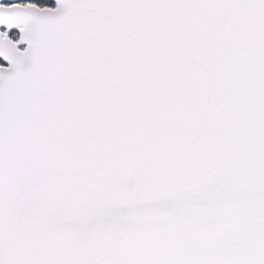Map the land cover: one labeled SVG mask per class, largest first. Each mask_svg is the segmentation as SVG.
I'll return each instance as SVG.
<instances>
[{"label":"snow or ice","instance_id":"6c2138e0","mask_svg":"<svg viewBox=\"0 0 264 264\" xmlns=\"http://www.w3.org/2000/svg\"><path fill=\"white\" fill-rule=\"evenodd\" d=\"M0 28V264H264V0H9Z\"/></svg>","mask_w":264,"mask_h":264},{"label":"rangeland","instance_id":"374dc122","mask_svg":"<svg viewBox=\"0 0 264 264\" xmlns=\"http://www.w3.org/2000/svg\"><path fill=\"white\" fill-rule=\"evenodd\" d=\"M16 32H17V30H12V33H10V35L16 34Z\"/></svg>","mask_w":264,"mask_h":264},{"label":"water","instance_id":"95a60500","mask_svg":"<svg viewBox=\"0 0 264 264\" xmlns=\"http://www.w3.org/2000/svg\"><path fill=\"white\" fill-rule=\"evenodd\" d=\"M0 2H9V0H0ZM3 62V61H2Z\"/></svg>","mask_w":264,"mask_h":264}]
</instances>
